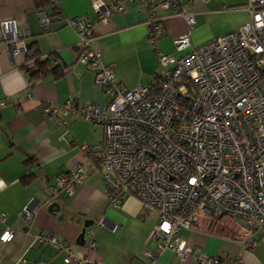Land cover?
Segmentation results:
<instances>
[{"label": "built area", "instance_id": "obj_1", "mask_svg": "<svg viewBox=\"0 0 264 264\" xmlns=\"http://www.w3.org/2000/svg\"><path fill=\"white\" fill-rule=\"evenodd\" d=\"M125 1L147 14L146 36L152 49L165 17L180 16L187 26V33L172 41L179 56L158 53L159 72L153 82L130 90L100 61V51L91 44L95 23L123 13ZM90 8L94 21L73 18L68 24L78 35L75 61L91 71L106 104L78 108L68 99L60 111L48 106L44 111L57 123H62L59 116H79L102 126L101 151L82 145L86 162L56 177L52 196L71 194L99 168L110 207L120 208L130 196L138 200L143 214L158 215L152 234L155 250L144 251L145 264H157L167 251L178 261L193 258L196 264H220L219 257L178 237L181 230H195L202 218L211 231L225 219L241 220L249 236L239 241L251 247L264 243V0H247L243 10L248 20L241 28L198 47L190 41L193 14L177 0H92ZM157 8L166 15L158 16ZM39 18L47 28L49 19L43 12ZM24 38L12 21L0 22V44L26 54ZM29 215L26 206L20 217L28 220ZM4 219L0 214V221ZM92 234L86 228L91 249ZM11 237L5 231L0 241ZM37 241L64 253L65 264L87 263L51 234Z\"/></svg>", "mask_w": 264, "mask_h": 264}, {"label": "crops", "instance_id": "obj_2", "mask_svg": "<svg viewBox=\"0 0 264 264\" xmlns=\"http://www.w3.org/2000/svg\"><path fill=\"white\" fill-rule=\"evenodd\" d=\"M59 17H51L43 29L33 0H0V22L12 21L24 33L25 46H32L40 61L46 64L43 76L30 77L23 70L32 64L23 53H14L9 44H0V264H65L64 253L42 246L37 237L51 234L87 263L71 264H135L146 263L144 251L155 250L152 234L158 221L156 212L142 213L137 199L126 197L120 208L108 205L100 169L92 171L71 194L52 196L50 188L59 175L84 163L82 145L100 153L102 126L84 121L79 116L60 117L51 121L44 107L57 111L68 100L78 108L104 106L106 99L94 85L88 68L75 61L78 35L69 26L73 18L94 21L92 0H55ZM111 4L113 0H102ZM193 14L195 26L190 30L192 47L237 31L248 20L243 10L247 0H177ZM124 12L113 15L107 23H95L91 44L100 51V61L111 68L126 89L150 85L159 72L157 54L179 56L173 38L187 33L182 17H165L161 36L154 49L147 40V14L129 1ZM158 16H165L160 8ZM147 62L138 74L130 72L132 63ZM56 204L58 210L49 212ZM28 206V220L20 213ZM93 230V249L89 238L77 245L76 239L84 223ZM102 221L103 224H99ZM249 233L241 220L225 219L211 231L202 218L195 230H181L178 237L204 253L219 257L220 264H264V243L251 247ZM257 236H254V239ZM157 264H196L193 258L178 261L171 252L163 253Z\"/></svg>", "mask_w": 264, "mask_h": 264}, {"label": "trees", "instance_id": "obj_3", "mask_svg": "<svg viewBox=\"0 0 264 264\" xmlns=\"http://www.w3.org/2000/svg\"><path fill=\"white\" fill-rule=\"evenodd\" d=\"M34 5L37 9H40L41 12L45 15L46 18L50 19L51 17H59L60 13L57 11L56 1L55 0H33ZM32 47V46H31ZM30 46L26 47V58L31 61L32 64L24 68V72L29 74L31 77H40L43 76L46 70V64L44 61H40L36 51H31Z\"/></svg>", "mask_w": 264, "mask_h": 264}, {"label": "water", "instance_id": "obj_4", "mask_svg": "<svg viewBox=\"0 0 264 264\" xmlns=\"http://www.w3.org/2000/svg\"><path fill=\"white\" fill-rule=\"evenodd\" d=\"M57 210H58V207H57L56 204H51L48 207V211L49 212H56ZM90 224H91V222H89V221H88V223L87 222L84 223V226H83V228L81 230V233L78 235V237L76 239V244L77 245H83L84 244V242H85L84 241L85 230H86V228H88V226Z\"/></svg>", "mask_w": 264, "mask_h": 264}, {"label": "rangeland", "instance_id": "obj_5", "mask_svg": "<svg viewBox=\"0 0 264 264\" xmlns=\"http://www.w3.org/2000/svg\"><path fill=\"white\" fill-rule=\"evenodd\" d=\"M146 61L145 62H143V64L142 65H140V62L138 61V62H135V63H132V65L130 66V72L131 73H133L134 75L135 74H138L139 72H140V68L141 67H145V65H146ZM159 66V65H158Z\"/></svg>", "mask_w": 264, "mask_h": 264}]
</instances>
